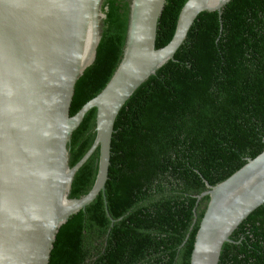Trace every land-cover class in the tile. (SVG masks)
Returning <instances> with one entry per match:
<instances>
[{"label":"trees","instance_id":"16d2710c","mask_svg":"<svg viewBox=\"0 0 264 264\" xmlns=\"http://www.w3.org/2000/svg\"><path fill=\"white\" fill-rule=\"evenodd\" d=\"M187 0H166L156 47L173 38ZM102 39L79 78L71 115L96 97L122 61L129 0H104ZM97 109L74 131L73 166L97 135ZM101 193L60 228L49 264H191L200 222L216 185L264 150V0H231L204 11L174 59L122 107ZM99 148L76 173L71 197L93 187ZM223 245L219 264H264V204Z\"/></svg>","mask_w":264,"mask_h":264},{"label":"water","instance_id":"95a60500","mask_svg":"<svg viewBox=\"0 0 264 264\" xmlns=\"http://www.w3.org/2000/svg\"><path fill=\"white\" fill-rule=\"evenodd\" d=\"M231 0H187L176 31L156 47L166 0H129L121 63L105 88L71 115L75 87L97 57L104 0H0V264H49L60 228L101 193L111 164L114 125L133 93L184 43L196 18ZM97 109V135L70 165L69 146L86 114ZM99 148L91 190L71 197L74 177ZM198 197L210 200L191 264H219L223 245L264 204V150Z\"/></svg>","mask_w":264,"mask_h":264}]
</instances>
